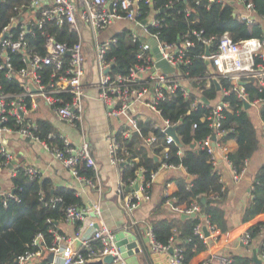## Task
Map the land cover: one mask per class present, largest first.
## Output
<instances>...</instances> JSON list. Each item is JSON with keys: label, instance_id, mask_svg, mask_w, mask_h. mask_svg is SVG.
Instances as JSON below:
<instances>
[{"label": "built area", "instance_id": "obj_1", "mask_svg": "<svg viewBox=\"0 0 264 264\" xmlns=\"http://www.w3.org/2000/svg\"><path fill=\"white\" fill-rule=\"evenodd\" d=\"M5 0H0V4ZM12 7V14L6 25L0 29V70L3 71L7 80H18L22 92L10 94L0 92V134L15 133L23 138L41 143L52 156L59 160L70 174L79 179L83 184L90 186L100 193V184L97 180L98 167L86 139L80 143H71L61 134L48 133L47 140H58L57 144H48L46 140L39 139L36 133V126L26 120L28 106L26 100L34 103V98H40L41 102L53 109L57 118L71 126H75L81 120L82 113V90L81 80L84 75L83 57V30L79 22L88 30L94 40L98 34L110 26L116 27V33H123L125 38L136 44L135 62L129 67L125 75L111 74V60L105 55L110 47L117 44V37L111 36L102 40L95 46L98 72V98L106 105L109 115L122 120L123 129L117 130L108 137V152L110 164L118 167L120 164L131 161L129 154L122 150L116 133L124 138L138 132L142 143L146 148L156 141L153 134L144 138L141 136L139 121L141 119L130 113V107L134 103L143 104L152 110L158 117L154 122L153 129L166 134V145L176 142L174 137L167 134L168 129L175 128L173 123L161 115L159 104L167 101L168 97L179 90L184 97L193 94L192 85L198 86L195 98L191 104L192 110L199 104L207 107L208 112L204 119L209 122L211 134L203 140L195 143V149L206 150L209 161L215 168L217 175L216 152H221L224 161L230 166L232 176L235 180L241 178L244 169L234 167L230 155L225 152V143L222 137L225 131L221 129L222 111L227 109L226 103L221 99L217 103L208 101L204 104L201 93L218 82L219 78L226 79L232 85V91L244 102L246 95L244 85L247 81L253 80L256 84L264 85V37L251 38L235 42L228 32H224L218 38L214 36L204 37L203 29L188 28L181 33L176 41L164 42L159 39L160 30L163 26L162 15H168V9L172 2L187 0H167L158 8H154L153 0H16ZM203 0H194L198 5ZM208 3H222L233 9L234 16L247 25L260 23L264 26V16L255 13L254 5L248 0H207ZM192 8L185 6L183 12L190 15ZM47 26L66 28L73 33L77 41L73 44L58 41L53 35L45 33ZM37 31H41L43 38L41 52L37 51L29 40L35 37ZM153 41L160 54V59L166 61L173 70L170 73H163L155 66L156 59L152 51ZM216 41L217 50L213 54L209 52V46ZM205 47L204 53L199 57L211 65L213 71L207 72L203 77H197L188 69L197 56H191L188 52L195 47V44ZM209 55L206 56L205 51ZM13 55H18L19 67L15 68ZM261 59L263 62H258ZM44 80H48L44 82ZM243 82V84H242ZM36 89L31 91L28 84ZM203 83V84H201ZM201 84V85H200ZM219 84V83H218ZM220 87V86H219ZM69 94L70 100L63 101L60 96ZM221 94V93H220ZM227 92H224L226 95ZM249 103V102H248ZM258 107L259 101L249 103ZM35 106V104H33ZM13 121L17 126L9 125ZM143 120V119H142ZM144 122V121H142ZM127 127V129H126ZM193 128L196 127L194 124ZM167 148L162 154L165 156ZM181 153V151H178ZM0 170L3 166L10 164L12 156L7 149L5 140L0 138ZM136 160V159H134ZM89 169L92 176L82 175L79 169ZM161 170L182 171L180 164L166 165L162 163L160 168L151 173L150 181L144 182L142 169L136 172V180L130 182L133 187L130 192H125L121 185L117 188V195L121 197V207L125 215L130 217L131 212L138 204V195L146 196L151 180ZM24 175L32 180L38 175L33 166L22 168ZM219 181L220 177H219ZM137 188L134 191V186ZM6 198H14L11 191L2 193ZM217 198V197H215ZM58 199H54L57 201ZM177 214H190L198 212V206L193 203L190 206L178 205L174 207ZM92 213L99 216V206L95 205ZM87 212L76 205L65 208L64 221L68 225L80 222L71 238H64L54 232V242L49 247L42 245L43 237L40 234L34 236L31 242V249L19 255L16 264H85L86 260L103 257L111 254L118 260L119 255L114 244V234L110 232L103 223L100 225L89 222L86 232L82 225ZM203 224V225H202ZM205 226L212 235L217 236V231L204 219L202 223L194 227V233L202 237L201 228ZM145 233L148 242L155 253L168 252V264H183L182 248L176 243L169 245L159 244L149 224L145 226ZM74 240L80 242L79 248L75 251L72 247ZM243 245H248L251 236L248 231L240 236ZM81 249L83 252H81ZM232 264L233 260L228 256L211 253L208 258L200 264ZM259 264H264V240L259 248Z\"/></svg>", "mask_w": 264, "mask_h": 264}, {"label": "trees", "instance_id": "obj_2", "mask_svg": "<svg viewBox=\"0 0 264 264\" xmlns=\"http://www.w3.org/2000/svg\"><path fill=\"white\" fill-rule=\"evenodd\" d=\"M166 1L153 0V6L158 8ZM193 1H173L168 9V15L161 14L159 16L163 18L160 40L164 42L176 41L177 37L188 28L203 29L204 37L214 36L218 38L224 32H228L235 42L251 38L263 39L264 26L260 23L251 26L239 21L234 16L231 6L222 3H208L207 0L196 5ZM248 1L252 2L255 13L259 17L264 16V0ZM16 2V0H5L0 4V29L7 24L9 16L13 12L12 7ZM187 5L192 8L188 16L183 12ZM44 31L53 35L60 42L73 44L77 41L76 36L66 28L47 26ZM42 38V32L37 31L35 37L29 40L40 52ZM204 50V46L196 43L195 47L188 51L191 56H197L193 59L192 66L188 68L197 77H203L207 72L213 71L211 65L206 64L199 57L204 53ZM216 50L217 43L214 41L209 46V52L213 54ZM136 51L135 43L125 38L123 33L117 35V44L110 47L105 55L107 60L112 61L110 73L112 75H125L129 67L135 62ZM12 58L15 68H18L20 65L18 55H13ZM258 62L263 61L259 59ZM46 81L48 80H44V82ZM218 83L220 90L211 85L210 88L201 93V96L212 102L221 93V101L228 106L222 111L221 129L226 132L222 137V142L226 143L230 139L236 142V154L241 167L252 157L258 147L256 128L247 110L244 109V101L232 91L230 82L219 78ZM191 88L193 94L188 97H184L179 90H176L174 94L168 97L167 101L161 102L158 107L161 109L163 118L176 123L174 134L177 142L166 145V134L153 129L152 120L139 122V129L143 138L148 134H153L156 138L150 148H145L135 136L128 138L118 136L119 144L131 159L129 163L120 164V181L123 185L130 186V182L136 180V172L142 169L144 182H149L151 173L157 171L162 163L166 165L180 164L185 171V176L182 173H177L175 176H169L166 181H174L178 187L171 199L172 206H190L194 202L197 203L200 213L205 215L209 225L223 233L226 229V221L219 204L225 197L226 189L219 181V176L209 161L206 150L191 147L211 134L209 122L204 119L208 112L207 107L199 104L195 109L192 110L191 108L195 95H197L198 86L194 84ZM0 92L19 94L22 89L19 87L18 80H7L3 71L0 70ZM224 92L227 94L224 95ZM244 92L247 102L259 101L258 112L264 130V85L260 86L253 80H249L244 85ZM60 98L63 101H69L70 95L62 94ZM27 106L29 107V103ZM34 124L39 139L46 140L48 144L54 143L61 146V142L58 140L45 139L48 133L56 134L46 120L37 119ZM194 124L196 125L195 128L192 127ZM9 125L13 127V130H16L17 126L13 121L10 120ZM164 148H167L165 156L162 154ZM134 159L137 161L134 162ZM83 170H85L83 172L85 175H92L91 170ZM11 182L14 187V198L4 199L0 192V264H16V258L32 248L31 242L37 234L43 237L42 245L49 247L54 242V232L68 237L71 230L81 225L80 222L75 223L68 232L62 228L65 222V208L70 205L81 206L80 197L76 196L74 190L65 187H53L49 179H40L39 176L29 180L21 168L16 170ZM150 185L152 186V184ZM250 196L251 200L241 217L242 222H247L264 214V163L252 180ZM202 197L205 198L204 203L200 201ZM54 199L58 200L54 201ZM165 200H169V198L165 197L161 204ZM160 208L161 205L148 221L155 240L159 244L167 246L172 240L177 239L178 246L182 248L183 252L182 263L189 264L194 255L205 248L199 235L194 233V227L201 221L200 213L194 218L185 219L176 215L159 217L157 211ZM248 232L252 239L262 236L264 240V222L250 227ZM258 240L260 242V239ZM81 252H83L82 249ZM232 264L255 263L253 259H236Z\"/></svg>", "mask_w": 264, "mask_h": 264}, {"label": "crops", "instance_id": "obj_3", "mask_svg": "<svg viewBox=\"0 0 264 264\" xmlns=\"http://www.w3.org/2000/svg\"><path fill=\"white\" fill-rule=\"evenodd\" d=\"M79 25L83 30V44L86 43L83 50L84 64L86 67H84V75L81 80L82 113L80 122L75 126H71L64 121L59 120L53 109L43 104L38 97L34 98V103L31 102V100L30 102L28 100L27 103H29V109L26 120L34 126H36L34 124L35 120H46L53 127V132L63 135L74 144H78L83 139H86L91 154L98 167L97 180L100 184V193L92 189L90 186L83 184L79 179L73 177L68 169L65 168L59 160L55 159L41 143L32 141L28 138H23L15 133L0 134V138L5 140L7 149L12 156L11 162L13 160L16 162L12 168L9 167V164L1 168L0 192L5 193L14 188L11 178L14 176L18 168L22 169L28 165L33 166L37 170V176H39L40 179H49L52 182L53 187L72 189L75 191L76 196L80 197L81 206L78 207L83 208L87 212L84 222L82 223L86 232L89 231L87 229L89 222L98 225L103 223V225L114 235L118 232H126L136 238L137 242L143 246L144 250L142 264H168V252L155 253L152 250L151 253H148L146 251L144 244L145 242H148V239L145 233V226L149 224L148 221L153 217V213L160 205L161 208L157 211L159 217H171L172 215L180 216V214H177L174 211V207L176 206H172L171 203L173 195L178 190L177 184L174 181H166L169 176H175L177 173H182L185 176V171L184 169L176 172L166 170L163 183L154 184L153 180L159 174V171L154 179L151 180L150 184H152V186H149L147 195H138V204L131 212L130 217L124 214L121 207V197L117 195V188L121 185L125 192H130L133 187L125 186L121 183L120 165L116 167L110 164L108 152V137L110 133L114 134L117 130L123 129V122L121 119L109 115L106 105L98 98L97 85L99 80L96 68L97 59L95 55L96 44L111 36L115 35L117 37L119 34H115L117 31L115 26H110L98 34L93 40L88 33L87 28H85L80 22ZM220 99L221 94L219 93L213 103H217ZM33 104H35V106ZM247 112L256 128L258 147L252 157L241 166V168L244 169V174L238 180L233 178L231 168L222 158V153L216 152L217 170L219 172L220 180L226 189L225 197L219 204L223 218L226 221V229L223 233L215 229V231H217V236H214L212 235V232L206 228L208 236H204L202 228L205 226H203L201 228L202 237L199 238L204 243L205 248L194 255L189 264H200L202 261L206 260L211 253L228 256L233 262H235L236 259H253L254 251L256 259L259 260V248L263 240L262 236H260V238H251L248 245H243L240 241V236L248 231L250 227L257 223L264 222V214L258 215L247 222L241 221L243 211L251 200L250 186L252 180L260 166L264 163V130L259 116L258 107L250 106ZM130 113L135 117L140 118L141 122L152 120L154 123L158 120L155 113L143 104H132L130 107ZM118 136L121 135L117 132L116 137L118 138ZM132 136L135 135L133 134ZM136 138L142 143L141 139L138 137ZM122 150L124 149L122 148ZM236 150L237 144L233 139H230L225 143V152L230 155L233 166L240 167ZM133 161L136 162L137 160ZM129 162L130 161H127L126 163ZM84 171L85 170L82 168L79 169V172L82 175H85L83 173ZM165 197L167 199L169 198L170 201L165 200L161 204ZM195 204L198 206V212L196 213V215H198L200 213V208L197 203ZM95 205L99 206L100 213L98 217L92 213V209ZM200 215L204 214L200 213ZM203 219L204 218H201L200 223H202ZM62 226L66 232H68L69 229H72V225H68L66 222H64ZM74 232L75 229L71 230L68 237L59 235L64 238H71L74 235ZM258 239H260V242ZM172 243L178 245V240H172Z\"/></svg>", "mask_w": 264, "mask_h": 264}, {"label": "water", "instance_id": "obj_4", "mask_svg": "<svg viewBox=\"0 0 264 264\" xmlns=\"http://www.w3.org/2000/svg\"><path fill=\"white\" fill-rule=\"evenodd\" d=\"M152 44V51L154 53L156 63L155 66L159 68L163 73H170L173 70L168 66L166 61L160 59V54L157 50L156 44L151 41ZM206 56L209 55L208 50L205 51ZM206 64H208V61H206ZM243 84V82H242ZM214 86L216 87L217 90H220L218 82L214 81ZM28 87L31 91H36V89L32 86V84H28ZM202 101L204 104H208V100L206 98H202ZM250 104L248 102H244V109L248 110L250 108ZM133 134L138 137L139 139L140 136L138 132H133ZM167 134L171 135L174 137L175 141L177 142V138L175 137L174 130L173 129H168ZM193 148V146H191ZM129 161V160H127ZM15 161L13 160L10 164L9 167H13L15 165ZM166 175V170H162L159 172V174L155 177L153 180L154 184H162L164 181ZM190 179V177H189ZM134 188H137V185L134 186ZM11 192H14V189L11 190ZM201 203L205 202V198H201ZM196 216V213L192 212L188 215L186 214H180V218L185 219V218H194ZM201 218H204V215H200ZM202 231L204 233V236H208V232L206 231V228H202ZM114 244L117 249V253L119 255L118 260H115V257L112 256L111 254L105 255L103 257L99 258H93V259H88L86 260L85 264H142V256L144 255V250L143 246L139 244L136 240V238L133 235L127 234L126 232H118L114 235ZM145 249L148 253L152 252V248L149 244V242H145L144 244ZM80 246V242L78 240H74L72 243L73 249L76 251ZM172 253V248L168 250V254ZM253 261L255 264H259V260L256 259L255 252L253 251Z\"/></svg>", "mask_w": 264, "mask_h": 264}, {"label": "rangeland", "instance_id": "obj_5", "mask_svg": "<svg viewBox=\"0 0 264 264\" xmlns=\"http://www.w3.org/2000/svg\"><path fill=\"white\" fill-rule=\"evenodd\" d=\"M72 2H75L74 0H71ZM85 42V41H84ZM85 45H86V43H84V44H82V50H84V48H85ZM84 67H86V65L84 64ZM92 68V67H91Z\"/></svg>", "mask_w": 264, "mask_h": 264}, {"label": "bare ground", "instance_id": "obj_6", "mask_svg": "<svg viewBox=\"0 0 264 264\" xmlns=\"http://www.w3.org/2000/svg\"><path fill=\"white\" fill-rule=\"evenodd\" d=\"M254 236V235H253Z\"/></svg>", "mask_w": 264, "mask_h": 264}]
</instances>
